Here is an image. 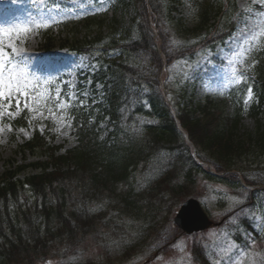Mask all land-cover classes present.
Returning a JSON list of instances; mask_svg holds the SVG:
<instances>
[{
  "label": "rangeland",
  "instance_id": "1",
  "mask_svg": "<svg viewBox=\"0 0 264 264\" xmlns=\"http://www.w3.org/2000/svg\"><path fill=\"white\" fill-rule=\"evenodd\" d=\"M48 1L0 0V27L14 24H31L33 21L47 20L51 26L41 30H50V36L54 41L53 57L28 56L18 58L21 67L27 71L29 77L38 81L41 89L46 88L48 90L49 98L42 100L39 104L29 102L34 111H28L30 119L25 126L13 128L12 125V122L20 117L24 109L23 98H20L21 109L19 111H17L15 101H13V104L7 110L14 113V115L9 117L5 114L0 119V129H3L0 131V176L4 171L5 164L9 160H15L19 165L43 161V159H37L29 154L25 156L18 150L21 144L31 137H34L36 133L45 138V143L59 147L62 146V151L75 147L77 135L73 127L72 117L67 113V107L64 109L57 107L60 103L69 105L67 95L62 94L61 90L56 87V83H50L53 77L70 71L73 77L68 81L69 89L72 90L74 87L78 88L77 78L80 76L84 77V71H87L92 66L91 62L94 58L96 62L98 60L97 64L101 61H107V63L113 64V69L115 70L120 68L117 66L119 62H124V64L131 67L135 73L134 75L128 74L126 78L127 82L129 80L131 85L136 84V82L140 83L142 77L153 79L157 74V72L153 73L154 68L152 67L151 59L147 58V55L142 56L137 52L131 51H126L121 55L119 53L116 54L120 50L116 49V45L108 46L107 48L109 50L107 53H104V48L95 47L96 51H100L99 53L108 55V57L105 55H103L104 57H99L100 54L96 53L93 59L87 56L77 59L67 49L65 44L68 29L64 30L58 25L64 14L69 11L65 10L61 5L58 7L49 6ZM164 2L167 12L163 13V11H159L157 16L154 15L148 18L152 33L158 34V36H154L157 48L161 49L162 40L160 39V33L163 31L164 35L168 36L170 41H167V44L177 49L184 47L190 48L191 53L193 52L196 58L193 59V62H187L185 59L175 60L180 55L173 53L175 56L173 60L175 61L172 62L171 60L167 64V66L169 65L168 68L161 73L162 81L167 82L178 76L183 77L182 83L193 76L195 79L201 78L197 84V91L200 94H203L205 90L202 87L204 81L207 82V80L203 79H208V84L215 82L212 89L213 92L218 89V86L220 88L227 87V84L232 80L230 76V73H232L231 69L237 64L230 65L229 61L240 59L239 53L245 52L250 44L246 42L251 36L249 30L254 29L256 26L254 18L249 17L250 12L245 11V9L261 6L262 4L258 0H255V2L254 0H236L238 7L241 11L245 12V15L240 19L239 31L231 41H227L226 48L220 49V47H216V52L212 53L211 46L214 43L210 42L219 39L220 34L218 33L222 25L218 29L213 28L210 33H207L205 27H198L199 3H192V0H164ZM74 3L73 1L69 2V4ZM92 6L89 7V4L82 5L84 9L87 8L86 11H91V13L105 11L102 5L95 9H92ZM143 7V5L139 6L137 13L133 10L127 14L128 19L126 18V21L132 27L136 24L139 26V28L137 27L134 30L125 28V30L130 31L131 36L129 38L137 37V32L147 33L145 22L138 19L143 14ZM169 11L172 17H174V20L170 17L167 18ZM133 16L134 18L131 21ZM180 18L182 19L181 22H179ZM125 26L127 25L125 24ZM182 26H185L186 29L181 31ZM190 30L191 33L189 32ZM101 31L105 33L106 30L103 27ZM109 41L106 40L105 42ZM44 46L45 39L42 37L40 30L34 31L28 37L27 43L20 45L23 49H33L38 52ZM214 56H217L216 58H219V60H225L226 66L214 63L212 59ZM43 64H46L47 67L42 68L41 66ZM93 66L96 67L97 65ZM197 71H200V73ZM75 73H77V78L74 76ZM154 86L157 88L155 84ZM82 88H85L86 91L82 92L79 96H74L75 91H71L69 96L70 98L74 96L75 102L80 104L84 103L86 99L88 83L86 87L83 86ZM163 89L165 90V88ZM174 89V93L167 95L168 98L166 102L164 101V106L170 108L173 116L177 118L180 106L185 109L188 108L190 112L193 107L190 105L188 97L183 95L182 88L174 87ZM154 90L153 88L149 90L143 88L140 91H134L135 93L126 101V107L123 110L124 116L121 120L126 127L124 128V134L135 141L142 139L146 145L145 147L149 150L150 155L145 166H150L151 168L146 176L138 179L141 185L145 184L155 174L160 175V172L165 174L163 169L169 162L168 151L171 150L169 144L161 143L162 146H159L160 142L154 136L150 135L149 132L144 131L145 136L143 137V132L140 133L137 131L139 128L144 127L147 122H151L140 109L146 104L145 97L154 93ZM48 109H51L54 115L50 114ZM62 115L65 117L63 121L59 119ZM191 115L193 116L194 114L191 112ZM99 129L102 130V135H106L111 130L107 120L100 124ZM255 129H259L261 133L264 132V110L257 116L256 114H249L243 117L242 123L238 126V137L243 140L247 134L254 135ZM183 142L186 143L184 138H182ZM177 144L178 142L173 143L174 146ZM188 147L191 151L194 149L191 143H188ZM237 162L245 168V171L241 172V176H247V179L252 180L259 186L263 184L264 150L256 155L252 154L249 157L243 156ZM180 173L175 174L179 180L172 176L166 180L167 187H161L160 191L162 192L158 198L166 195L167 198L165 200L168 198L170 200L166 201L167 203L161 204L159 211L153 213L154 217L151 216L149 218V220L152 219L157 222L155 228L152 225L150 232L144 233L149 228V224L143 219V216H140V219L119 217L116 215L117 213L110 211L108 212V218L106 217L110 219L107 221L106 227H100L97 234L90 235L84 239L78 248V251H80L76 256L64 255L56 257L52 259L51 264H79L80 262L82 264H108L110 262H113L112 264H199L193 256V251L205 253L211 264H264V193L262 192V194L252 200L249 199V194H240V190L235 188L232 183H222V181L216 180L205 181L204 175L197 173H193L192 179L186 177L188 182H192L188 185L184 179V170H180ZM170 184L172 187H170ZM178 186L186 188V190L179 192L177 189ZM74 190L80 194L89 191L86 185L78 186ZM123 191L124 188L122 189ZM191 197L204 201L208 212L217 219H221L226 215L231 216L225 220L221 227L189 238L179 235L176 239L170 240L178 232L172 226L173 218L183 202ZM96 198L99 199V195ZM27 201L28 205H32L30 194H22L20 203L27 204ZM114 203L115 199L112 200V205L117 208V205ZM86 207L91 212V215L98 214L99 204H97L96 199L88 202ZM245 221H249L260 232L261 239L259 241L248 233L249 228ZM146 234L152 236L150 241H144L139 247L129 249L138 240L140 242L141 238L142 240L145 239ZM160 247L165 248V253H163V249ZM158 248L160 249L156 250Z\"/></svg>",
  "mask_w": 264,
  "mask_h": 264
},
{
  "label": "trees",
  "instance_id": "2",
  "mask_svg": "<svg viewBox=\"0 0 264 264\" xmlns=\"http://www.w3.org/2000/svg\"><path fill=\"white\" fill-rule=\"evenodd\" d=\"M208 17L206 12L203 16L201 14L202 24H207ZM146 47L152 48V40L151 45ZM139 49L140 46L134 50ZM262 50L264 49L259 52L258 48L253 49L256 57L253 56L252 65L247 66L249 70L256 71L259 78L254 85L259 91L260 106L264 105ZM190 86L191 94L185 95L188 101L195 98L196 85ZM115 92L116 90L111 96L117 100ZM227 93L205 95L197 101L193 116L188 108L179 107L181 123L199 150V158L216 165L219 171L242 168L237 162L239 159L264 150V132L261 133L259 129H255L254 135L247 134L243 140L238 137L240 103L233 100L235 96L233 92ZM107 102L110 103L109 106L115 104L112 100ZM151 105L152 116L160 121L156 128L149 130L152 131L151 135L154 134L160 142L159 146L166 143L171 149H175L178 144L174 146L173 143L179 140L178 133L169 110L164 106L163 98L157 94L151 99ZM117 107L107 111L114 127L107 139L100 141L96 128L92 126L91 129L79 133L77 147L70 150L66 156L55 157L53 153L51 154L55 167L67 165L68 168H72L68 170L66 178H60V173L56 172L27 180L35 195L42 200L39 209L30 210L18 202V193L24 189L25 182L22 184L15 180V173L7 172L0 179V264H51L52 259L56 257L76 256L84 239L97 234L100 227H106L107 221L110 220L107 219L110 211L117 213L119 217L140 219V216H143L149 224L144 233L150 232L152 225L153 228L157 226L156 220L149 218L159 211L160 202L167 203L166 201L170 200L169 198L165 200L166 195L158 198L162 192L161 187H167V181L162 182L161 179L154 182L148 192L141 196L136 192L131 179L134 176L132 173L146 161L148 151L140 146L141 144L146 146L142 139L135 141L124 134L125 130L121 127L122 116ZM180 163L186 162L180 159ZM46 167L47 165L44 168ZM79 174L80 179L74 177L73 183L86 185L90 190L73 198L78 192L70 186L63 187V183L67 178L71 179ZM56 178L64 181L56 182ZM192 178L193 174L190 175V179ZM188 183L190 185L192 182ZM122 185L127 189L125 193L120 191ZM177 189L179 192L186 190L180 186ZM98 195L99 199L96 198ZM71 198L73 199L69 201ZM93 199L103 204L107 202L111 206L99 205L98 214L91 215L86 204ZM113 199L117 208L112 205ZM151 237L150 234H146L145 239L141 238L140 242L138 240L129 249L139 247L142 242L150 241Z\"/></svg>",
  "mask_w": 264,
  "mask_h": 264
},
{
  "label": "snow or ice",
  "instance_id": "3",
  "mask_svg": "<svg viewBox=\"0 0 264 264\" xmlns=\"http://www.w3.org/2000/svg\"><path fill=\"white\" fill-rule=\"evenodd\" d=\"M255 2V0H254ZM264 5V0H258ZM245 11L251 12V8ZM55 22V21H53ZM51 24L49 21H33L31 24H14L6 27H0V119L7 114L9 117L14 113L7 109L11 107L13 101L17 111L21 109V99H24L23 108L28 111H34L30 106V101L39 104L42 100L49 98L48 90L41 89L39 82L29 77L26 70L21 67L19 59L24 55V49L20 45L27 43L28 37L34 32L41 29H47ZM251 40L254 42L252 47L246 49L245 52L239 53L240 59L230 60V65L235 63H243L247 52L253 47H261V41L264 40V22L257 24L254 29H250ZM232 78L234 83H241L246 80L243 73H238L237 69L232 67ZM252 89H248V98L251 99ZM247 100L245 103L247 104ZM59 109L67 107L66 104L57 105ZM50 114L51 109H48ZM61 121L65 119L62 115L59 117ZM3 129H0L2 131Z\"/></svg>",
  "mask_w": 264,
  "mask_h": 264
},
{
  "label": "water",
  "instance_id": "4",
  "mask_svg": "<svg viewBox=\"0 0 264 264\" xmlns=\"http://www.w3.org/2000/svg\"><path fill=\"white\" fill-rule=\"evenodd\" d=\"M187 205H191L194 207V209L196 210V217H197V226L198 228L196 229H204L208 226V223L206 222V219L204 217V215L201 213L198 205L195 202H189L187 204H185V206L183 207V209L181 210V212L179 213L177 219L175 220L176 223L183 227L186 228L188 230V228H192L189 220H188V215L186 216V213H188V207ZM189 231V230H188ZM190 232V231H189Z\"/></svg>",
  "mask_w": 264,
  "mask_h": 264
}]
</instances>
